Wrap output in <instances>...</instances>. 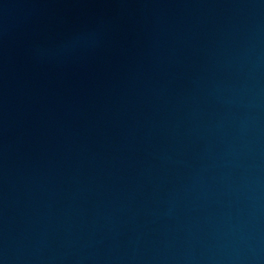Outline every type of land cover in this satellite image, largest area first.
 <instances>
[{
	"label": "water",
	"instance_id": "95a60500",
	"mask_svg": "<svg viewBox=\"0 0 264 264\" xmlns=\"http://www.w3.org/2000/svg\"><path fill=\"white\" fill-rule=\"evenodd\" d=\"M0 264H264V0H0Z\"/></svg>",
	"mask_w": 264,
	"mask_h": 264
}]
</instances>
